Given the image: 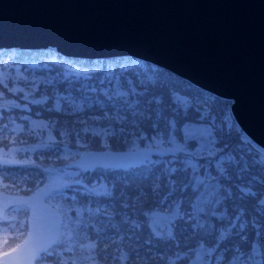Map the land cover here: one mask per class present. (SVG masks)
I'll return each mask as SVG.
<instances>
[{
    "label": "snow or ice",
    "instance_id": "obj_1",
    "mask_svg": "<svg viewBox=\"0 0 264 264\" xmlns=\"http://www.w3.org/2000/svg\"><path fill=\"white\" fill-rule=\"evenodd\" d=\"M11 79L0 72V264H264V145L242 155L222 109L194 115L126 70L75 68L44 93ZM46 155L73 170L52 179ZM42 176L40 193L16 191Z\"/></svg>",
    "mask_w": 264,
    "mask_h": 264
},
{
    "label": "water",
    "instance_id": "obj_2",
    "mask_svg": "<svg viewBox=\"0 0 264 264\" xmlns=\"http://www.w3.org/2000/svg\"><path fill=\"white\" fill-rule=\"evenodd\" d=\"M132 57L232 101L264 145V0H0V51Z\"/></svg>",
    "mask_w": 264,
    "mask_h": 264
},
{
    "label": "rangeland",
    "instance_id": "obj_3",
    "mask_svg": "<svg viewBox=\"0 0 264 264\" xmlns=\"http://www.w3.org/2000/svg\"><path fill=\"white\" fill-rule=\"evenodd\" d=\"M16 50V49H14ZM21 50V49H20ZM48 50V49H47ZM41 52L37 55L29 56L28 58L24 59L23 61H18L15 57V53L8 54L4 59L0 60V72H6L11 70L15 62L21 63L22 68L21 72L25 74V77L29 81H34V85H25L23 82H15V77L12 76L11 80L8 81L10 87H25L26 89L35 90L36 87H39L41 92L44 93L48 90L49 82H54L53 87L60 84L64 81V74L69 73L72 69L79 68L80 70H91L92 68L99 67L103 74H107L108 71H112L114 75H118L121 71L126 70V72H133L138 76L139 79L143 80L146 84H150L153 88H161V89H168L173 96H179L182 100L187 101L189 106H193V114L195 115L196 108H202L204 112L211 113L213 115H219L220 110L222 109L223 119L226 120L231 125V131L234 135H239L241 137L240 140V148L242 149L241 154L243 155L244 152H252L255 150L256 145L246 134L241 130L239 125L233 123L231 120L233 117L231 112V107L233 102L225 99L216 98L214 95H206L201 93L197 86L191 85L190 83L183 81L184 79L179 78L178 76L170 73L167 70L162 68H158L153 64H143L133 61H126L125 63L117 62H110L109 65H104V61L101 63H96L95 65H86V66H76V63L71 61L65 60L56 52ZM61 58H58L59 56ZM64 57V56H63ZM12 63V64H10ZM103 63V64H102ZM88 66V67H87ZM111 67L109 69L108 67ZM101 74H95L96 77H99ZM182 79V80H181ZM76 82V77L74 74L69 76V79L65 82L69 86ZM84 82L83 78L80 79V83ZM197 87V88H196ZM0 89H2V85H0ZM51 90V89H50ZM10 95V94H8ZM3 102V101H0ZM198 126V125H197ZM239 129V130H238ZM243 132V133H242ZM247 139L251 143H245L244 140ZM2 147V146H0ZM85 150H79L74 147L70 146V151L67 154L75 153ZM55 154H64L62 150ZM37 153V157H38ZM34 157V158H37ZM76 161H79L81 164L95 166L97 164V160L93 157L84 158L82 156H76ZM70 161H59L53 155L49 157L48 155L45 156L43 160L37 158V163H40L42 166L53 168L51 172L52 179H56L57 175H62L65 170L71 171L74 168V165H69ZM107 164H111L114 167H123L124 169H129V171L136 172L137 174L140 172V168L136 167L138 163L137 157H128V158H113L111 156H106L102 161ZM18 172H37V169H18ZM18 183H20L19 177H14ZM43 181V182H42ZM7 182V178H6ZM47 182V177L42 176L39 179H34L33 177H29V179L24 182V186L27 189H31L28 192H22L19 188L16 191L25 196V198L29 196L36 195L41 192V190L45 187V183ZM3 186L0 185V191H2ZM11 235V234H10ZM11 239L9 243H11ZM3 243V231H0V250L4 247Z\"/></svg>",
    "mask_w": 264,
    "mask_h": 264
},
{
    "label": "trees",
    "instance_id": "obj_4",
    "mask_svg": "<svg viewBox=\"0 0 264 264\" xmlns=\"http://www.w3.org/2000/svg\"><path fill=\"white\" fill-rule=\"evenodd\" d=\"M45 51H49V52H52L51 50H31V49H16V50H3V51H0V60L1 59H4L8 54L10 53H15V57L16 59L20 62V61H23L24 59L28 58L29 56H32V55H37V54H40L41 52H45ZM54 53V52H53ZM59 56V55H58ZM58 58H61V56H59ZM65 60H68V61H71L73 63H76L75 65L76 66H86V65H95L96 63H101L102 61H104V65L106 64L109 65L110 62H122V63H125L126 61H133V62H138V63H143V64H149L147 62H144V61H141V60H138V59H135V58H132V57H117V58H112V59H104V60H85V59H69V58H66V57H63ZM12 64V63H10ZM103 64V63H102ZM117 64H120V63H117ZM88 67V66H87ZM21 68H22V64L21 63H17L15 62V65L14 67L11 69V70H8L6 72H3V73H6L9 77H12L14 76L15 77V82L16 80H18L20 77H25V74H23L21 72ZM159 68V67H158ZM180 78V77H179ZM182 80V79H181ZM183 81H186V80H183ZM8 82V81H6ZM188 82V81H186ZM190 83V82H188ZM191 84V83H190ZM193 85V84H191ZM197 88V87H196ZM201 93L203 94H206V95H213L209 92H206L200 88H198ZM215 96V95H214ZM216 98H218L216 96ZM220 99V98H219ZM221 100V99H220ZM233 121V123H235V119L232 118L231 119ZM237 123V122H236ZM239 130V129H238ZM243 133V132H242ZM1 231V230H0Z\"/></svg>",
    "mask_w": 264,
    "mask_h": 264
}]
</instances>
